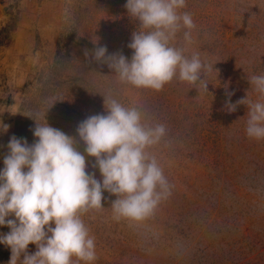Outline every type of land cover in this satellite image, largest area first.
<instances>
[{"label": "rangeland", "instance_id": "1", "mask_svg": "<svg viewBox=\"0 0 264 264\" xmlns=\"http://www.w3.org/2000/svg\"><path fill=\"white\" fill-rule=\"evenodd\" d=\"M126 2L0 0V124L10 125L0 131V170L10 138L34 143V119L44 123L54 101L47 122L77 140L81 121L107 114L103 95L140 105L167 128L154 151L172 195L153 218L133 224L113 219L117 197L105 191L104 208L82 217L95 237L92 264H264V140L246 135L247 105L226 108L229 99L259 98L248 75H264V0H187L182 11L197 25L189 54L216 63L201 93L178 79L160 91L136 88L91 59L99 45L131 60L139 22ZM77 147L87 171L102 180L84 142ZM10 230L0 226V234ZM36 251L29 244V254ZM10 258V247L0 244V264Z\"/></svg>", "mask_w": 264, "mask_h": 264}, {"label": "clouds", "instance_id": "2", "mask_svg": "<svg viewBox=\"0 0 264 264\" xmlns=\"http://www.w3.org/2000/svg\"><path fill=\"white\" fill-rule=\"evenodd\" d=\"M124 7L139 22L128 44L134 50L131 60L122 53L109 55L95 40L91 59L107 64L121 83L136 88L160 91L178 79L199 93L208 92L206 76L216 63L202 60L199 52L189 54L197 25L190 12L182 11L187 0H127ZM181 33L182 45L177 42ZM248 80L259 98L247 95L235 104L229 99L226 108L234 112L247 105L246 135L264 140V75H248ZM103 96L107 114L81 121L79 140L47 122L46 113L57 101L45 112L44 123L33 118L34 143L10 138L0 170V226L11 229L0 234V244L11 249L8 264H92L97 259L95 237L82 217L104 208L105 191L117 197L111 202L113 219L133 224L153 218L172 195L174 185L154 151L167 136L166 126L152 122L140 105ZM9 128L0 124V131ZM80 141L87 155L95 157L92 168H99L102 180L87 171ZM29 244L37 246L34 254H29Z\"/></svg>", "mask_w": 264, "mask_h": 264}]
</instances>
